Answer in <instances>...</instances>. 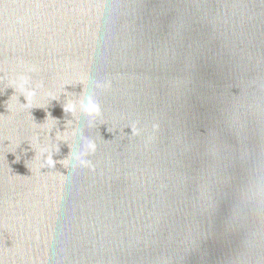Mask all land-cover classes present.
I'll list each match as a JSON object with an SVG mask.
<instances>
[{"label": "water", "instance_id": "obj_1", "mask_svg": "<svg viewBox=\"0 0 264 264\" xmlns=\"http://www.w3.org/2000/svg\"><path fill=\"white\" fill-rule=\"evenodd\" d=\"M0 264H264V0H0Z\"/></svg>", "mask_w": 264, "mask_h": 264}, {"label": "clouds", "instance_id": "obj_2", "mask_svg": "<svg viewBox=\"0 0 264 264\" xmlns=\"http://www.w3.org/2000/svg\"><path fill=\"white\" fill-rule=\"evenodd\" d=\"M29 80L25 76L19 77V82L17 84V87L20 89L21 94L24 96V99L26 101L25 106L28 105L31 102L32 97L35 96V90L28 87ZM103 87L108 88L111 87L110 82H107ZM85 112L91 117V116H97L100 112L99 105H97L92 100H89V102L86 104L84 108ZM64 111L66 113H74L75 112V106L74 105H66L64 107ZM134 131V130H133ZM96 151V145L94 143H87L86 145V153L87 152H95ZM83 154L78 155L75 157V159L79 162L81 167H88L90 165V162L85 161L82 158ZM46 163L49 166H54V161L52 160L51 156L49 155L46 157Z\"/></svg>", "mask_w": 264, "mask_h": 264}]
</instances>
